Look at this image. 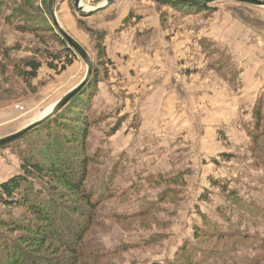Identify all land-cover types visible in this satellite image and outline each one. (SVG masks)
I'll list each match as a JSON object with an SVG mask.
<instances>
[{"label": "rangeland", "instance_id": "rangeland-1", "mask_svg": "<svg viewBox=\"0 0 264 264\" xmlns=\"http://www.w3.org/2000/svg\"><path fill=\"white\" fill-rule=\"evenodd\" d=\"M28 1L31 7L25 4L26 0H0V11L10 16L26 11L27 17L37 20L39 25H50L56 29L50 0ZM106 1L100 5L82 2L85 9L91 10ZM74 3L75 0H56V17L62 28L87 50L98 69L97 89L83 104L82 117L89 118V122H67L66 131L59 132L50 123L54 121L51 118L55 114L44 122L48 121V124L43 128V125L39 126L24 138L0 148V182L23 174L21 159H27L30 151H37L36 154L45 157L43 152L50 148L54 155L68 159L66 164L62 161L57 164L60 172L69 174L70 169L81 171V142L79 139L71 144L67 142L70 143L71 131L78 124L84 125L89 128L86 153L95 160L87 167L86 181L96 190L97 196L101 191H107L111 197L98 212L97 220L102 230L95 228L88 235L100 242L107 252L123 249L117 258L105 264H168L173 261L179 247L194 241V230L204 221L216 223L224 234L235 233L234 237L221 238L223 241L219 245H214L216 237L207 240L205 246L226 250V255L230 251L229 257L238 259L254 258L260 253L264 255L261 241H243L237 236L240 231H247L250 235L264 237V154L259 153L255 155L259 158H253L249 133L255 127L253 114L259 99L263 100L264 107V8L235 2L213 4L217 10L227 5L239 7L234 28H230L226 19L213 23L214 14L205 19L201 17L203 15H184L155 4L162 31L160 41L166 47L175 44L177 49V63L170 66L177 73L176 83L180 84L175 91L171 80L166 86H163L165 83L152 86L151 82L164 77L166 72L157 62V54L150 51V47L158 44L157 39L149 42L150 38L143 40L137 34V39L134 34L131 39L134 37L133 41L138 42L143 52L140 54L136 50L133 53L131 49H121L123 42L120 43L119 37L114 40L117 35L112 31L108 40L111 53H108L105 42L106 59L102 61L95 40L86 29L93 25L89 19L78 16ZM171 12L175 14L172 21ZM24 20L20 18L11 23L16 25ZM0 24L4 45L23 47L19 51L10 50L12 60L20 62L24 58L35 57L43 63L38 78L31 83L34 89L16 75L12 83L19 86L5 85L0 93L2 139L51 111L60 99L84 80L87 65L72 49L76 54L73 65L58 74L48 67L43 56L34 54L36 48L62 50L49 33L24 34L6 28L3 22ZM213 28H219L218 32ZM120 29L124 30V26ZM204 29L207 35H202ZM200 64L205 66L200 68ZM136 65L137 68H132ZM8 69L13 72L9 64ZM144 78L149 82H144ZM3 79L0 76V86ZM217 80L220 86L214 85ZM161 87L163 91L158 93ZM219 124L214 132V127ZM49 127L54 135L47 137L44 128ZM114 129L117 130L113 133ZM76 132L80 135L82 128L77 127ZM41 160L49 173L53 163L46 158ZM115 167L117 173L114 176ZM29 175L36 189L45 194L49 188L56 187L52 182L57 178L45 175L46 178L40 179ZM151 175L160 176L159 187L148 184L147 179ZM223 186L228 188V192H224ZM167 190L171 196L159 202ZM233 191L247 205L239 204V198L229 194ZM55 192L61 194L59 198L64 200L66 207H73L72 217H80V222L85 223L87 219L82 212L87 210L86 204L75 200L63 185L55 188ZM147 201L159 203L154 214L142 218L135 213L139 211L140 204ZM6 211L2 207L0 214H6ZM13 213L19 216L20 211L13 210ZM68 225L77 226V222L71 221ZM8 233L18 238L24 235L23 232ZM147 240L152 244L147 245ZM25 247L30 245L25 244ZM258 248H262L261 251ZM48 255L67 257L66 252ZM198 255L201 259V252ZM24 261L21 264H27V257ZM229 261L219 263L229 264Z\"/></svg>", "mask_w": 264, "mask_h": 264}, {"label": "trees", "instance_id": "trees-1", "mask_svg": "<svg viewBox=\"0 0 264 264\" xmlns=\"http://www.w3.org/2000/svg\"><path fill=\"white\" fill-rule=\"evenodd\" d=\"M153 1L158 7L163 6L165 8L177 10L182 14L189 16L193 14L198 16L203 15L202 17H205V19L209 18L217 11V7H213L214 5L194 6L174 2L172 0ZM25 4L31 7V4L28 0H26ZM195 7L198 8L194 9ZM27 16L28 15L26 11H20V14L12 16L7 15L5 11H0V22H3V25H5V27L8 29L11 28L24 34L37 35L40 32L49 33V36L54 39V42L60 46L62 50L43 51L39 48H36L34 50V54L43 56L48 67L52 70H55L58 74L65 72L67 68L74 63V58L76 57L74 51L68 47V43L63 39L57 29L50 25H39V23H36L38 22L37 20L28 18ZM20 18H25L23 23H18L16 25L11 23V21ZM129 18L124 20V27L129 23ZM26 21L27 23H25ZM33 23L35 25H33ZM86 29L94 38L95 46L100 53V59L104 61L106 59L105 41L107 32L103 29L94 27H86ZM3 35L4 34L0 32V76L4 78V83L2 86H0V93H2L4 90L5 85L19 86V84L13 85L12 83V78H14L16 75L19 76L23 82L27 83L29 87L33 88L31 83L33 80L38 78L39 72L43 67V63L35 57H27L20 62L12 60L10 50L19 51L23 50V47L21 45L6 47L1 39ZM47 41L49 40L47 39ZM8 64L13 68V72L11 73L8 69ZM98 79V69L94 67L93 76L88 85L75 97H73L71 101L53 118H51L54 120L53 122H50L52 123L51 127L54 130L65 132V124L71 121H76L83 124L89 122V118L84 119L82 117L83 104L87 103L91 99V95H93L97 89ZM20 84L21 87L25 89V86L22 85V83ZM262 103V99H259L256 103L253 114L255 127L249 132L252 140L250 149L252 150L254 156H258L259 153L264 154V107ZM47 124L48 121L44 123L43 126L41 125L42 128ZM51 127L48 129L44 128L45 132L48 134L47 137L54 135V133H51L50 131ZM77 127L82 128L80 135H78L76 132ZM77 127L71 131L72 137L70 143L67 142V144L74 143L78 139L81 142L83 151L81 154L83 169H81V171L77 170L74 172L72 169H70L71 172L69 174L67 172H60L59 165L57 164H59L61 161L66 164L68 159H62L58 154L54 155V153L51 152L52 148H50L48 150L45 149L43 152L46 154L45 157L36 154L37 151H30L28 153L27 159H21L23 174L15 176L8 181L0 182V209L3 207L8 210L6 211V214H0V229L4 230H2L3 232L0 231L2 233L0 235V264H21L22 262H25V257H27V264H105V262H108V260L117 258V256H119L122 252L123 249L121 248L115 249V251L107 252L100 242L98 243L95 239L88 235V233L90 231L92 232L95 228L97 229L99 227L102 230V225L97 220L98 212L103 204H106V202L111 200V197L108 195L107 191L106 193L105 191H101V193L97 196L96 190H93L91 187H89L90 184H88L86 181L87 173L89 172L87 167L95 160L91 159L86 153V142L89 136V128L79 124ZM116 130L117 129H114L113 133ZM76 134L77 137H80L77 138ZM257 156L253 158H259ZM51 157L54 159H49ZM42 158L51 160L50 163H53V167H50L51 170L49 173V170L43 166V160H41ZM115 168L114 173L112 172L114 176L117 173V168ZM29 174H33L37 176L34 178L40 179L46 178L45 175L49 176L51 179L57 178V180L54 182L50 180L52 185L56 187L49 188V191H47L45 194L44 192L37 190L36 187L31 183ZM159 177L160 176L153 177L151 175L147 179V182L149 181L148 184L159 187ZM108 178L113 179L111 176ZM215 184H217L218 187L221 185L217 181ZM59 185H63L64 189L70 191L75 200L82 201L86 204L87 210L82 212L84 217L87 219L85 223L80 222V217H72L74 216L72 214L73 207L71 209L68 208V206L66 207L64 200L59 198L61 197V194L55 192V188H59ZM104 185H107L105 184V180ZM105 186L104 188H106L108 185L106 187ZM223 187L224 188L222 189H224V192H228V188L226 186ZM163 193L164 195L161 197L162 199L159 202L171 196L169 194V190L164 191ZM229 194L239 198V195L234 193V191L230 192ZM125 196L127 195L125 194ZM237 201L239 204L247 205L243 199L239 198ZM151 202L152 203H150V201H147V203L144 204L141 203L142 205L140 204L139 211L135 214L141 215L142 218L145 215L154 214L159 202ZM13 210H19V216H15ZM71 221L77 222V226L72 227L71 225H68V223ZM219 229L220 228L218 225H216V223L204 221L202 226H197L195 228L194 241L186 242L181 247H179L175 253L173 261L168 264H220V261L223 263L224 261L228 260L231 261H229V264H264V255H262V253L259 255L257 254L254 258L247 256L238 259L239 257H229L230 251H228V255H226V250H215L205 246L204 242H208L207 240L213 239L215 237L217 238V241L215 240L214 245H219L223 241L221 238H231L235 236L234 232H230V234H224L220 232ZM8 232H23L24 235L18 238L11 236ZM246 232L247 231H240L237 236H240L243 241L258 240L261 241L262 245L264 244V237H261L257 234L250 235ZM32 238L35 241H33ZM25 244H29L31 248L25 247ZM146 244L149 245L152 243L147 240ZM124 248L128 249L132 248V246H124ZM258 249L261 251L262 248ZM61 252H66L67 257L62 259L58 256L48 255V253L59 254ZM199 252H201L203 259H200V255H198ZM24 253L26 256L23 257ZM145 264L159 263L154 262Z\"/></svg>", "mask_w": 264, "mask_h": 264}, {"label": "crops", "instance_id": "crops-1", "mask_svg": "<svg viewBox=\"0 0 264 264\" xmlns=\"http://www.w3.org/2000/svg\"><path fill=\"white\" fill-rule=\"evenodd\" d=\"M82 1L86 3V5H100L105 0H82ZM145 2L147 3L145 4ZM155 4L156 3L153 0H119L114 6L110 7L106 11L98 13L94 15L93 17L89 18V22L93 25L94 28H101V29L104 28L106 31H108L107 32L108 37H106V41H105L107 42L108 53L109 52L111 53L110 41L108 40L112 34V31H114V34L117 35L114 37L115 38L114 40L117 41L116 37H119L120 43L123 42V44L120 45L121 49L122 50L124 48H127V50L131 49L133 53L136 50L140 54L141 52H143L142 49L139 47L138 42L133 41L134 37L135 36L137 37V34L141 35L143 40L145 38H150L149 42H152L153 39H157L158 44L157 45L154 44L152 47H150L151 48L150 51H154V53L157 54V62L160 65H162L161 67L162 70L164 68L166 69V72H164L165 74L164 77L160 78L159 80L155 79L153 82H151L153 84L152 86L159 85V83L160 84L165 83L163 86H166L168 81L171 80V83L175 85V91H176V87L179 86L180 84L176 83L177 79H175V76L177 75V73L170 66L174 63H177V60H176V54H177L176 50L177 49L175 47V44L172 45L171 47L170 46L166 47L160 41V38L162 37V34H161L162 31H160L161 30L160 29V18H159L156 7H154ZM239 10H240L239 7H236L235 5L233 6L227 5L226 7L224 6L223 9H219L215 12L213 23H218L219 21L226 19V21L228 22L227 27L234 28V18H236L235 15L237 14ZM174 12H171V14L169 13L171 17L170 21H172V17L175 16ZM226 13H229V14H226ZM128 18L130 21L127 25H125L124 30L120 29V27L123 26L124 20ZM218 29L219 28H216V29L213 28V31L218 32L217 31ZM233 30L234 29H232V31ZM128 33L129 35L127 36ZM201 33L202 35L208 34V32L205 29L202 30ZM238 34H239V30L237 31V37H238ZM133 35L134 37L133 39H131ZM170 36L172 37L173 35H170ZM128 39L130 41H128ZM221 41H223V39H221ZM217 42H219V40ZM189 64L192 65L193 63L190 61ZM204 66H205L204 64H200V68ZM132 68H137V65L136 67H132ZM167 68L169 69L168 72H167ZM166 73L168 74L166 75ZM190 77L193 83V81L195 80V79L192 80L194 78V75L192 74ZM144 82H149V80L144 78ZM200 84H203V83L200 82ZM214 85L220 86L219 80H217V82H215ZM162 91L163 90L161 87L158 90V93ZM183 93H185V89L183 90ZM166 106H168V104ZM221 124L214 127V132H216V129Z\"/></svg>", "mask_w": 264, "mask_h": 264}, {"label": "water", "instance_id": "water-1", "mask_svg": "<svg viewBox=\"0 0 264 264\" xmlns=\"http://www.w3.org/2000/svg\"><path fill=\"white\" fill-rule=\"evenodd\" d=\"M119 0H107L103 5L98 6L94 9L87 10L82 2V0H75L74 7L79 17L84 19H89L94 15L106 11L110 7L114 6ZM174 2L194 5V6H209L220 2H235L238 4H245L253 7L264 8V0H172ZM50 10L53 16V21L56 29L63 37V39L68 43L69 47L73 49L76 54L85 62L87 65V74L83 81L74 87L71 91H69L62 99H60L49 111L46 115L42 118L38 119L37 121L31 123L21 131L9 135L0 139V148L18 140L30 133L31 131L35 130L39 126L43 125L44 122L52 117L53 115L57 114L61 109H63L73 97H75L81 90H83L88 83L90 82L92 75H93V68L94 64L93 61L88 54L87 50L78 42L76 41L66 30L62 28L60 25L57 17H56V0L49 1Z\"/></svg>", "mask_w": 264, "mask_h": 264}, {"label": "bare ground", "instance_id": "bare-ground-1", "mask_svg": "<svg viewBox=\"0 0 264 264\" xmlns=\"http://www.w3.org/2000/svg\"><path fill=\"white\" fill-rule=\"evenodd\" d=\"M86 11H87V9H86Z\"/></svg>", "mask_w": 264, "mask_h": 264}]
</instances>
